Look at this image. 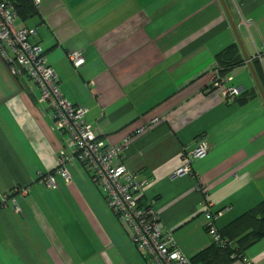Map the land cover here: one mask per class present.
Instances as JSON below:
<instances>
[{"label":"crops","instance_id":"0c3cea01","mask_svg":"<svg viewBox=\"0 0 264 264\" xmlns=\"http://www.w3.org/2000/svg\"><path fill=\"white\" fill-rule=\"evenodd\" d=\"M30 2L34 13H17V25L34 31L63 96L87 108L105 143L131 137L123 156L147 181L140 203L187 256L212 244L209 202L218 229L264 203V0ZM231 46L225 60L242 63L226 85L246 91L243 102L210 87ZM15 66L12 74L0 58V264H144L88 169L72 160L69 182L53 173L64 137L37 83ZM201 141L207 155L174 176ZM50 173L55 189L39 178ZM244 258L264 264V238Z\"/></svg>","mask_w":264,"mask_h":264},{"label":"built area","instance_id":"2783aa9c","mask_svg":"<svg viewBox=\"0 0 264 264\" xmlns=\"http://www.w3.org/2000/svg\"><path fill=\"white\" fill-rule=\"evenodd\" d=\"M35 6L40 0H32ZM17 12L9 0H0V58L10 66L12 74L24 70L33 79L40 90L39 100L52 111L53 125L64 137L58 151L57 163L53 173L62 176L66 181L71 177L66 165L72 160L80 162L91 173V180L103 191L111 210L131 230L132 241L141 255L144 264H192L177 245L172 234L163 229V224L152 204L143 205L139 196L143 193L147 181L139 174L130 171L124 163V150L131 137L121 143H105L92 125L85 122L87 108L74 105L63 96L54 70L48 64L43 49L29 39L33 30L17 25ZM10 53L12 55H10ZM75 67L84 64L85 59L80 51L68 54ZM215 67L210 87L219 89L227 100H235L244 90L240 87L226 85L227 76L220 78ZM209 145L201 141L196 148L184 151V164L174 172V176L191 173V164L195 159L207 155ZM44 184L57 188L53 174L39 175ZM212 203L206 206L205 225L212 241L225 245L215 225L218 213L211 211ZM18 211V208H15ZM244 264H253L244 257Z\"/></svg>","mask_w":264,"mask_h":264},{"label":"trees","instance_id":"16d2710c","mask_svg":"<svg viewBox=\"0 0 264 264\" xmlns=\"http://www.w3.org/2000/svg\"><path fill=\"white\" fill-rule=\"evenodd\" d=\"M17 13L25 17L34 13L30 0H9ZM235 46L226 48L218 57L217 74L220 78L226 76L227 71L242 63L241 58L234 57L225 60L226 56L235 53ZM246 91L237 97V101L243 102ZM221 237L229 243L220 245L214 241L212 244L193 257H189L192 264H232L241 257L253 244L264 238V203L243 214L223 229H218Z\"/></svg>","mask_w":264,"mask_h":264}]
</instances>
